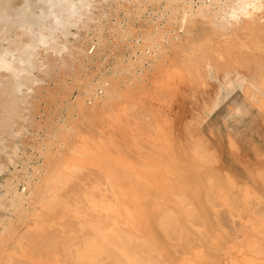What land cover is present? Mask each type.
I'll return each instance as SVG.
<instances>
[{
  "label": "bare ground",
  "instance_id": "bare-ground-1",
  "mask_svg": "<svg viewBox=\"0 0 264 264\" xmlns=\"http://www.w3.org/2000/svg\"><path fill=\"white\" fill-rule=\"evenodd\" d=\"M86 6L0 0V172L16 157L17 137L5 136L15 114L26 110L16 133L32 117L18 101L33 58ZM164 12L150 29L117 33L121 49L133 39V62L98 74L61 62L41 165L0 186V264H264L263 139L240 153V135L213 142L210 124L231 100L233 126L252 116L264 129V0H177ZM94 31L96 54L108 43ZM11 33L26 38L3 46ZM186 89L200 114L180 136L174 105Z\"/></svg>",
  "mask_w": 264,
  "mask_h": 264
},
{
  "label": "rangeland",
  "instance_id": "rangeland-1",
  "mask_svg": "<svg viewBox=\"0 0 264 264\" xmlns=\"http://www.w3.org/2000/svg\"><path fill=\"white\" fill-rule=\"evenodd\" d=\"M177 0H151V4H140L138 9L133 3L134 0H87L86 11L76 26L71 27L69 33L65 37L55 38V46L47 47L43 54V58L36 56L33 58L36 65L32 69L30 77L27 79V83L21 87V95L25 97V104L22 101L20 107L24 108L27 104L30 108L31 118L28 119L25 124V129L16 133L15 126L16 117L22 114H26V110H21L15 114L14 120L11 121V126L7 135L10 137H17L16 141V157L12 160L11 164H8L6 168L0 172V186L7 179L13 176H22L24 174L20 169L23 167L27 173L30 174L29 169L32 166H40L41 160L38 157L35 149L37 143L43 139V132L39 130V127L45 124L48 118V112L55 109V106L50 107L47 105V96L54 91L61 84L59 81V72L61 71V62L65 64L63 72L70 74L75 68H83L85 65L89 68L93 66L91 71L98 74L111 70L116 64L114 62L119 59L135 60L133 54L134 45L131 40H125L124 46L121 49L120 45H123V41L116 40L119 31L125 26H130L136 32L145 31L150 29L154 25L161 14L165 15L164 8L166 6H173ZM127 5V8H122ZM163 22V21H161ZM101 26L103 29V39L108 43L107 47L99 48L100 51L94 53L98 47L91 45L89 39L94 34L96 26ZM56 33V32H54ZM26 38L25 35L16 37L13 33L10 34L9 40L1 41L3 46L11 43L12 46L18 45L19 42ZM63 47V49H61ZM58 48V49H57ZM126 64V63H125ZM48 72V74H46ZM5 85V79L0 78V88ZM58 86V87H57ZM1 96V91H0ZM237 95H234L236 97ZM233 97V98H234ZM2 98V97H0ZM74 98L72 97V100ZM241 100V98L239 99ZM231 100L227 104L222 105L211 116L210 124H215L217 131L211 135L213 142L223 143L228 134H232L234 137L240 135L239 144L241 146L240 153H248V147L250 144L257 142L261 143L263 139L264 147V129L263 131L256 125V122L252 116H247L242 121H236L234 126L232 122L228 120V109ZM32 102V105H29ZM199 103L195 101L192 96V92L188 89L184 90L178 102L174 105V115L177 117V124L180 128V132L176 131L181 136L183 125L200 114ZM35 107L36 110H35ZM26 108V107H25ZM4 109V103L0 105V113ZM27 109V110H28ZM66 113L63 110L62 116ZM53 114L51 113L50 116ZM18 120V119H17ZM261 124V121H259ZM237 132V134H234ZM240 133V134H239ZM181 139V140H180ZM180 141H185V138H180ZM216 143V144H217ZM221 153H224L223 150ZM239 153V152H238ZM4 164V163H3ZM27 164V166H26ZM21 190V185H19ZM24 230V228H23ZM22 230V231H23Z\"/></svg>",
  "mask_w": 264,
  "mask_h": 264
}]
</instances>
